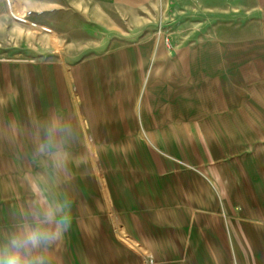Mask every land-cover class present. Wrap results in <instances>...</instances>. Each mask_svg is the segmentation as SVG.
Masks as SVG:
<instances>
[{"label":"crops","instance_id":"crops-1","mask_svg":"<svg viewBox=\"0 0 264 264\" xmlns=\"http://www.w3.org/2000/svg\"><path fill=\"white\" fill-rule=\"evenodd\" d=\"M95 2L102 36L93 53L14 72L16 123L1 120L0 153L69 161L40 172L32 163L26 180L0 176L2 217L6 197H58L64 218L76 216V202L84 217L114 213L126 232L138 228L145 249L159 250L160 228L183 230L177 211H188L195 233L189 211L229 209L232 197L247 209L248 197H264V0H159L156 50L146 33L151 0ZM123 17L133 22L120 30ZM105 153L128 162L104 161Z\"/></svg>","mask_w":264,"mask_h":264},{"label":"rangeland","instance_id":"rangeland-1","mask_svg":"<svg viewBox=\"0 0 264 264\" xmlns=\"http://www.w3.org/2000/svg\"><path fill=\"white\" fill-rule=\"evenodd\" d=\"M95 3V0H0V124L4 119L8 125L16 123L14 72L17 68L35 63L69 64L78 61L84 53L94 52L102 36L101 27L95 25V19H100V13L96 17ZM147 7L146 16L152 23L146 27V33L151 34V50H156L163 36L158 24L159 0H151ZM136 15L142 18V8ZM118 22L121 30L126 28L123 22L133 19L123 17ZM128 27L134 29L132 24ZM167 28L171 31L173 27ZM118 44L124 41L119 40ZM153 60L152 57L146 67ZM121 101L125 104L126 98H120ZM139 156L142 158L143 154ZM127 157V154L105 153L103 160L125 167ZM260 157L264 162V154ZM157 158L154 151L152 163L158 162ZM66 159L69 161L65 155L0 153V176L5 178L7 173L16 175L18 181L26 180L24 176L30 177L32 163L40 172L42 164L49 162L56 166L67 163ZM183 164L184 169L195 174L207 173ZM246 181L248 186L254 183L249 174ZM6 183L3 181V185ZM6 198V216L2 217L0 211V264H8L12 257L17 258V264H264V197H248L247 209H242L232 197L229 209L220 208L215 213L189 211L197 222L196 226L193 224L198 230L195 233L189 231L188 211H177L176 221L187 231L171 234L167 226L160 228L159 250L145 249L138 228L133 233L126 232L122 228L126 218L114 213V216L106 212V217H84L76 202V216L68 219L62 216L63 203L58 197H51L50 201L46 197H22L17 201L14 197ZM67 223L71 224L70 228L66 227ZM32 237L36 238L35 243ZM171 238L176 241L173 249L166 246ZM192 243H197L199 248L188 249L187 245Z\"/></svg>","mask_w":264,"mask_h":264},{"label":"clouds","instance_id":"clouds-1","mask_svg":"<svg viewBox=\"0 0 264 264\" xmlns=\"http://www.w3.org/2000/svg\"><path fill=\"white\" fill-rule=\"evenodd\" d=\"M66 227L70 228L71 227V224L70 223H67L66 224ZM31 239L33 240V243L36 242V238L35 237H32ZM8 264H17V258L16 257L10 258L9 261H8Z\"/></svg>","mask_w":264,"mask_h":264},{"label":"bare ground","instance_id":"bare-ground-1","mask_svg":"<svg viewBox=\"0 0 264 264\" xmlns=\"http://www.w3.org/2000/svg\"><path fill=\"white\" fill-rule=\"evenodd\" d=\"M13 12V11H12Z\"/></svg>","mask_w":264,"mask_h":264}]
</instances>
